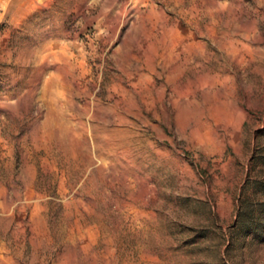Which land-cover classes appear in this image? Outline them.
<instances>
[{"label": "rangeland", "instance_id": "374dc122", "mask_svg": "<svg viewBox=\"0 0 264 264\" xmlns=\"http://www.w3.org/2000/svg\"><path fill=\"white\" fill-rule=\"evenodd\" d=\"M0 264H264V0H0Z\"/></svg>", "mask_w": 264, "mask_h": 264}]
</instances>
